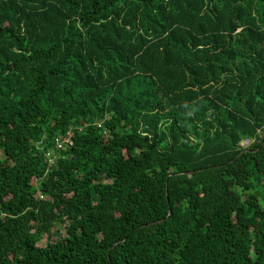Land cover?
<instances>
[{
  "label": "trees",
  "instance_id": "obj_1",
  "mask_svg": "<svg viewBox=\"0 0 264 264\" xmlns=\"http://www.w3.org/2000/svg\"><path fill=\"white\" fill-rule=\"evenodd\" d=\"M0 264H264V0H0Z\"/></svg>",
  "mask_w": 264,
  "mask_h": 264
},
{
  "label": "built area",
  "instance_id": "obj_2",
  "mask_svg": "<svg viewBox=\"0 0 264 264\" xmlns=\"http://www.w3.org/2000/svg\"><path fill=\"white\" fill-rule=\"evenodd\" d=\"M72 129H69L64 135H60V136H56L52 139L56 150L60 151L62 149L65 148V146L69 145H74V140L72 137ZM254 143V139L250 138V137H246L244 138L241 142H240V146L246 148L249 147L250 145H252ZM39 149L43 150V146L42 144H40V142L38 143L37 146ZM46 159L48 161V163L50 165L55 163V159H56V155H54V153L50 150H48L46 152Z\"/></svg>",
  "mask_w": 264,
  "mask_h": 264
}]
</instances>
